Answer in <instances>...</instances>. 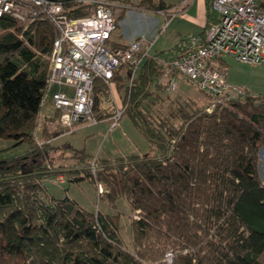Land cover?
Listing matches in <instances>:
<instances>
[{
    "label": "trees",
    "instance_id": "obj_1",
    "mask_svg": "<svg viewBox=\"0 0 264 264\" xmlns=\"http://www.w3.org/2000/svg\"><path fill=\"white\" fill-rule=\"evenodd\" d=\"M145 1L146 12L171 7L162 0ZM210 2L204 33L218 19ZM82 7L64 2L70 17L86 15ZM0 30V139L29 146L22 155L0 160V264H150L168 250L173 264H264V182L258 171L263 97L246 92L243 100L211 111L177 102L174 113L161 118L152 111L163 68L156 55L140 63L130 87V70L114 75L115 89L124 90L123 114L149 151L96 160L95 175L90 167L75 169L69 180L91 179L105 187L109 204L120 198L128 202L136 212L129 251L115 216L49 197L42 183L56 174L47 169L56 156L68 155L80 164L95 161L84 150L53 146L45 129L42 144L35 140L53 27L36 21L24 28L0 18ZM92 91L95 115L102 121L107 115L97 107L107 87L96 79Z\"/></svg>",
    "mask_w": 264,
    "mask_h": 264
},
{
    "label": "built area",
    "instance_id": "obj_2",
    "mask_svg": "<svg viewBox=\"0 0 264 264\" xmlns=\"http://www.w3.org/2000/svg\"><path fill=\"white\" fill-rule=\"evenodd\" d=\"M65 1L69 0H0V18L25 26L47 21L53 27L43 101L51 95L62 135H70L81 126L92 127L100 122L92 96L94 80L109 86L117 72L127 69L130 87L140 63L145 59L155 60L150 51L161 32L155 38L141 35L123 47H115L111 34L117 23L110 4L101 3L86 15L70 17L64 9ZM210 4L217 21L202 38L182 39L176 44L174 57L168 63L160 62L167 72L184 77L208 98L207 111L243 100L246 94L227 82L226 70L220 64L222 58L264 66L263 0H211ZM156 13L167 21L172 17L171 12ZM164 76L168 77L167 73ZM166 87L169 93L175 91L173 77L167 78ZM125 108H114L109 131L118 126ZM59 182L65 181L60 177ZM173 257L167 251L157 264H173Z\"/></svg>",
    "mask_w": 264,
    "mask_h": 264
},
{
    "label": "rangeland",
    "instance_id": "obj_3",
    "mask_svg": "<svg viewBox=\"0 0 264 264\" xmlns=\"http://www.w3.org/2000/svg\"><path fill=\"white\" fill-rule=\"evenodd\" d=\"M101 3L110 4L116 19L117 25L111 34L112 41L119 43L125 37L134 34H142L155 38L158 31L161 32L157 36L150 54L159 57L163 64L168 63L174 57L176 44L182 39L190 37L188 35L181 38L183 28L180 20L171 21L168 19L167 22L163 16L157 13L146 12L149 10L145 9L148 6V2L145 0H81L80 4L84 6L81 8V13L88 14L96 5ZM23 26L26 28L25 25ZM180 26L181 30H179ZM220 64L225 68L227 82L231 86L241 90L245 89L252 96L264 98V66L244 64L229 57L222 58ZM165 73H167L168 77L164 76ZM118 74L119 72L116 73V75ZM169 77H173L176 84V89L172 93L166 90L167 78ZM158 86V99L152 108L154 115L158 117L165 118L174 113L177 108V102L192 104L193 107L199 109H207L210 106L208 98L199 92L194 85L175 72H167L165 68L160 70ZM116 94L120 96L122 102L121 109L123 106H126L123 104L124 90L123 92L116 90ZM103 102L108 103V96L103 97ZM45 109L46 103L43 106L42 112ZM105 112H107V109H105ZM55 117L57 118V116ZM55 120L54 118L53 121L55 122ZM173 123L179 124L176 120ZM108 126L109 122L102 120L96 126H81L72 134L63 138L76 149L84 150L85 154L94 156L95 161L80 164L71 160L68 155L62 159L61 156H56L53 162L47 163L48 172H56V174L54 177L45 179L42 183L49 197L55 199L69 198L87 212L94 214L101 212L105 215L115 216L117 233L123 242V246L129 251H133L130 222L133 220L136 212L130 209L128 202L124 198H120L116 203L109 204L104 197L105 187L91 179H83L78 182H71L69 180L71 176H74L73 170L75 169L85 172L90 167L91 174L95 175L97 171L95 168L98 167V161L96 160H99V158H111L112 160V158L118 156L148 152V143L141 133L133 128L124 114H122V118L118 122V128L115 131H108ZM54 130V132H62V129L58 125ZM39 132L40 130L36 129L35 137L38 143H42L44 139H39ZM46 137H51V135L47 133ZM57 143L52 141L53 146L60 145ZM13 145V142L10 140L0 139V160L17 157L26 153L29 149L26 143L16 147ZM259 156L258 171L261 180L264 182V149L260 152ZM60 177L64 179V183L59 182ZM161 260L150 264L159 263ZM260 261L264 263V255L260 257Z\"/></svg>",
    "mask_w": 264,
    "mask_h": 264
},
{
    "label": "crops",
    "instance_id": "obj_4",
    "mask_svg": "<svg viewBox=\"0 0 264 264\" xmlns=\"http://www.w3.org/2000/svg\"><path fill=\"white\" fill-rule=\"evenodd\" d=\"M162 1L166 5L171 6L169 9L166 10L167 12H171V14H172V17L169 19L171 21H175L178 19L182 22L181 26H182L183 30L181 31V33H182L181 38H184L188 35L199 36L201 38L204 36L203 30L205 29V27L207 25V0H162ZM183 2H185V4H183ZM181 26L179 27V30H181ZM141 35L142 34H134L131 36H127L123 39V41H121L119 43L116 41H112V40L111 41L113 44L123 46V45H126L127 43H129L135 37H138ZM159 60H160V58H159ZM160 62L162 63L161 60H160ZM123 73H124V70H121L119 72V74H121V75ZM106 87H107V94L105 95V97L108 96V103H104L103 97H102L100 99V103L97 107V110H98L99 114L107 115V118L103 119V120H107L109 122V125H110L111 121L109 119L115 113V110L117 108L121 107L122 102L120 100V96H118L116 94V89L113 85V82L110 83V85L106 86ZM243 90H245V89H243ZM245 91L249 94V91H247V90H245ZM45 103H46V109H45V111L43 110V112H42V109H43V106ZM113 104H114V107H113ZM114 108H115V110H114ZM105 109H107V112L104 113ZM55 116H57V114L53 110V107H52L51 95H48L41 105L40 118H39V124H38L39 128L37 127V129L40 130L39 139H43L41 136H42L43 130L45 129L46 130L45 132H47L51 135V137H47V138L52 139L53 142H58L57 144H60V145L67 144V145L71 146L72 148L76 149L67 140L63 139L65 137H67L68 135H62V132H60V133L54 132L55 131L54 129H56V126L58 125L57 124V118ZM54 118L56 119L55 122L53 121ZM117 128H118V126L110 132L115 131ZM108 131H109V126H108ZM35 140H36V137H35ZM148 151H149V149H148ZM132 154H139L140 155L141 152L140 153H132ZM128 155H130V154H128ZM124 156H127V155H124ZM92 157L95 158L94 156H92ZM118 157H120V156H118ZM99 159H102V158H99ZM107 159H111V158H107Z\"/></svg>",
    "mask_w": 264,
    "mask_h": 264
},
{
    "label": "water",
    "instance_id": "obj_5",
    "mask_svg": "<svg viewBox=\"0 0 264 264\" xmlns=\"http://www.w3.org/2000/svg\"><path fill=\"white\" fill-rule=\"evenodd\" d=\"M29 171H31V169H28V170H26V171H23V173H27V172H29Z\"/></svg>",
    "mask_w": 264,
    "mask_h": 264
}]
</instances>
